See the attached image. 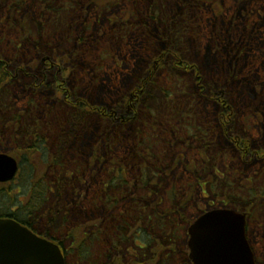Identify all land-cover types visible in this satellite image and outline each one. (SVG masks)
<instances>
[{
    "label": "rangeland",
    "instance_id": "1",
    "mask_svg": "<svg viewBox=\"0 0 264 264\" xmlns=\"http://www.w3.org/2000/svg\"><path fill=\"white\" fill-rule=\"evenodd\" d=\"M26 3L22 4L24 8L26 6V10L23 11L19 7L18 0H0V59L2 64L9 66L6 87L12 86L11 99L14 100V112L27 114L26 109L28 108L31 112L33 104L47 109L56 99L65 100L67 104L69 101L76 106L82 104L88 109L90 106L97 108L99 111L90 110L95 115L87 129L81 135H75V145L72 150L74 153L85 154V150H88L90 145L94 146L95 139L102 132L100 115L110 123H115L116 126L120 123L129 124L128 128L136 130L138 141L141 140L144 132L151 130L155 140V153L165 152L166 160L172 162V172L165 180L160 179L163 184L159 182L154 186L156 192L151 193L153 201L145 204L154 212L149 214L144 224L149 222L154 228V224L158 223L160 217L156 215L154 208L155 202L160 203L161 200L163 202L160 203L159 208L166 213H168L166 209L172 205L170 217L176 222L173 221L170 233L172 239L175 233L180 239L176 238L175 242L172 240L175 249L172 247L163 253L159 251L153 258V251L145 253L142 264L153 262V264H179L180 256L188 254L187 225L197 218L200 211L207 210L210 204L218 205L223 194L229 204L240 203L246 196V185H248V191L252 193L256 187L258 192H260V186L264 188V143L263 148H256L253 145L254 141L263 140L264 142V83L256 84L258 77L255 72L250 73L247 79L240 81L239 87H236V81H234L228 91L224 89L232 95L229 97L227 94L224 107H230L228 100L232 101L241 119L239 121L237 117V120L250 125V136L245 137L240 134L242 136L240 138L247 140V144L252 142V150L248 152L247 158L242 149L231 140V143H227V139L221 138L214 144L213 134H211L210 141L213 143L207 153L211 157L210 162L214 172L204 174L203 170L199 171L202 158L207 155L202 152V150L205 151V147L202 146L204 144L199 141V138L195 139L194 133L191 134L192 137H188L186 125H189L191 130L192 125L187 124L185 116L181 114L178 116L172 111L177 106L184 107L185 110L194 108L193 111L199 112L196 117L200 121L203 120L202 122L207 121L205 127L208 126V122L221 123V117L226 116L227 111H222L224 115H220L219 104L211 97H207L213 94L216 97V93L209 95L208 92L200 91L201 89L203 92L206 82L217 80L219 74L211 69L215 65H210L211 68L199 67L200 64L192 58L195 57L194 54H197V51L194 52L195 49L198 50L209 43L211 35L214 34L217 37L222 34L225 29L223 17L235 12L236 0H203L197 6L194 3L186 4L185 0H118L111 1L109 6L108 2L105 5L96 6L93 0H67L65 1L68 5V11L65 10L67 16H64L65 11L62 12L65 24L62 23V26L49 24L44 36H42L43 33L41 34L40 20L48 23L50 19L46 20L41 11L43 3L36 1L37 4L33 5L32 2V7ZM105 6L107 7L104 9ZM186 7L188 14L184 22L180 13L182 8L185 10ZM80 8L84 9L90 18L83 15ZM156 13L157 18L156 15L154 16ZM122 16L127 18L126 25L129 24V27L120 23ZM106 18L111 20L109 24ZM22 21L24 24L27 21L25 30L21 27ZM87 21L92 32L88 30L89 34L77 36L75 33ZM183 22L185 26L180 40L182 44L171 61L167 51L170 48L166 49V44H169L172 37V25L177 28ZM243 22L244 19L235 20L231 25L234 27ZM98 28H103V36H96ZM144 28H147L146 35L143 33ZM165 30H169V33H164ZM46 36L51 39L47 41L50 47L44 41ZM234 58H236L235 55ZM28 66L33 67L32 75L29 73ZM224 76L226 82L227 71ZM198 78H200L201 86L197 85ZM104 84L106 88H103ZM29 89L31 93L28 92ZM187 94L189 95L186 96ZM193 96L196 98L192 101ZM119 103H123L124 107L131 104L134 107L133 112L128 113L124 108L116 107ZM35 111L38 115L42 114V110ZM151 125L156 129L154 130ZM18 126L19 124L16 127ZM7 128V130L4 129L3 135H0V153L14 152L13 154L19 159L21 152L13 146L10 139L11 136L13 139L14 128L10 124ZM99 146L103 154L108 153L101 141ZM133 147L135 146L126 140L124 145L117 147V152L130 163L133 159V168L129 171V175L136 176L141 171L139 163L142 158L134 156ZM41 155L42 152L39 151L36 155L38 159L35 161L39 173L43 166ZM67 155L71 158L70 154L67 153ZM80 161L84 163L83 159ZM196 167L195 176L203 177L204 182L196 184L194 186L196 194L189 197L187 184L196 180L192 175L194 171L190 170ZM167 169L171 170L168 167ZM215 171L220 176L219 180L215 179L213 182L211 179V183L207 182L213 177ZM234 178H238L236 180L238 183L233 181ZM248 179L252 181L249 182ZM218 181L221 185L219 187H217ZM223 181L226 182L221 184ZM227 181H230L231 185H227ZM130 185L133 196L137 193L147 198L148 189L137 183V180L133 182L131 179ZM212 185L216 186V189H211ZM19 187L20 184L14 183L8 186L6 188L8 190L2 191V200L7 201L11 192L15 195V192L20 190ZM3 196L7 198L3 199ZM128 202L129 200L125 201L124 205L126 206ZM1 209L4 214L10 213L6 205H2ZM20 216L22 217V214ZM83 218L72 214L69 226L72 227ZM263 221L264 208L256 211L251 220L250 230L258 249V259L264 264ZM58 225L61 226L62 222ZM136 242L142 245L140 241ZM136 242L133 241V245H130L135 247ZM167 244L171 247L169 243ZM158 248L159 243L154 242L152 249ZM132 250L137 252V248Z\"/></svg>",
    "mask_w": 264,
    "mask_h": 264
},
{
    "label": "trees",
    "instance_id": "2",
    "mask_svg": "<svg viewBox=\"0 0 264 264\" xmlns=\"http://www.w3.org/2000/svg\"><path fill=\"white\" fill-rule=\"evenodd\" d=\"M36 1L33 0V5ZM111 1L118 0H93L96 5L101 6ZM201 1L203 0H185L186 4L194 3L195 6ZM187 14V7L185 10L182 8L180 15L184 22ZM155 15L157 18V13ZM232 18H234L233 21L244 19V22L239 24L238 28H233V25L229 26V23L226 22L221 35L217 37L214 34L211 35L208 44L194 50V52L197 51V54H194L195 57L193 56L192 60L200 64L199 67H207L212 65V63L209 64L210 61L213 63L217 61L219 44L224 45L222 62L220 60L215 64L222 74L227 71L228 80L207 84L209 93H212L214 88L222 83L223 89L228 91L234 81H243L250 73L254 72L258 77L256 84L264 83V0H237L235 12L229 20ZM106 20L107 24L111 22L109 18ZM229 20L226 19V21ZM127 22V18L122 16L120 23L129 27V24L126 25ZM184 22L177 28L172 25V37L169 44H166V49L170 48L167 51L171 61L176 55V50L180 49L182 44L180 40L183 35ZM102 30L103 28H98L96 36H103ZM168 31L165 30L164 33L168 34ZM146 32L147 28H144V35ZM81 35L83 36L82 33ZM44 41L48 40L44 39ZM8 68L9 66L2 64L0 59V133H3L4 129L7 130V126L10 124L20 135L17 136L16 147L21 152L19 161L25 170L27 167L31 171L37 169L35 161L38 158L36 155L39 151L42 152L40 157L41 162L45 165V172L42 177L38 172L33 184V199L28 203L29 208L32 203L33 213L40 212V217L36 222L39 226L37 228L39 234L57 242L63 248L67 264H142L141 260L145 258V253H152V251L163 253L172 248V240L175 242L176 238L180 239L176 233L175 236L173 233L174 238L172 239L170 233L173 221L176 222L174 219L172 221L170 217L172 205L166 209L168 211L166 213L159 208L163 201L155 202L154 210L160 217L158 223L154 224V228L149 222L144 224V220L154 212L149 206H145L153 201L151 196L156 192L154 186L161 183V180H165L172 172V162L166 160L165 152L155 153L156 146L152 131L144 132L141 140L138 141L136 140L138 137L136 130L128 128L129 124L120 123L116 126L115 123H110L100 115L102 132L95 139L94 146L90 145L88 150L84 149L85 154L74 153L72 150L75 145V135H81L87 129L89 122L94 120L93 115L95 114L90 110H99L93 106L88 109L82 104L76 106L69 101L67 104L65 100L56 99L47 109L39 108L40 105L33 104L31 112L27 108V114H16L13 107L14 100L11 99L12 86L6 87ZM197 81L200 82V78ZM103 88H106L105 84ZM195 98L193 96L192 101ZM116 107L124 108V105L119 103ZM35 110H42V114L38 115ZM172 111L178 116L181 114L186 117V122L192 125V130L189 125L186 127L203 141L204 145L202 146L205 147V151H203L207 153L211 141L204 137L203 133L208 134L206 136L213 133L210 125L205 127L206 125L196 117L199 112L192 111L191 108L185 110L184 107L177 106ZM17 124H19L18 127H16ZM151 127L156 129L153 125ZM126 140L135 146L133 147L134 156L142 158L139 163L141 171L136 176L129 175V171H132L133 168V159L130 160V163L117 152V147L124 145ZM100 141L108 153H102L101 146H99ZM67 153L71 158L66 156ZM154 158L156 159L154 160ZM80 159H83L84 163ZM135 160L138 162L137 159ZM127 167L130 168L127 169ZM167 167L171 170H168ZM201 170L204 174L214 172L210 160L201 162L199 171ZM190 171L195 172L192 175L196 179L193 183L190 181L187 184L189 197H193L196 194L194 186L204 181H202L203 177L195 176L197 167ZM212 176L207 182L219 180L217 172ZM131 179L133 182L137 180V183L148 189L147 198H144L143 194L138 195L137 193L133 196ZM234 180L236 181L238 178H234ZM218 183L217 187L221 186ZM227 185L231 184L227 183ZM95 186L97 187L95 188ZM213 188L216 189V186L212 185ZM128 200L129 202L125 206V201ZM5 203H7L6 200ZM8 207L9 205H6L7 209ZM27 210L28 208H23L24 216L28 215ZM1 212L3 211L0 210ZM144 213L146 214L144 215ZM72 214L75 217L84 218L78 220L71 227L69 219ZM177 216L180 219L179 215ZM26 217L27 219H20L16 216L19 221L27 222L28 216ZM60 222H62L61 226L58 225ZM133 241L142 243L140 248L136 245L137 253L132 250L135 248L132 246ZM154 242L159 243L158 249H152ZM167 243L171 247H168ZM173 249L175 248L173 247ZM179 264H192L188 254L180 256Z\"/></svg>",
    "mask_w": 264,
    "mask_h": 264
},
{
    "label": "water",
    "instance_id": "3",
    "mask_svg": "<svg viewBox=\"0 0 264 264\" xmlns=\"http://www.w3.org/2000/svg\"><path fill=\"white\" fill-rule=\"evenodd\" d=\"M132 108L127 106V112ZM17 171V160L0 154V181L13 179ZM245 225L246 216L233 210L215 209L202 214L189 229L193 262L256 264ZM0 264H66V261L55 242L34 234L13 219H0Z\"/></svg>",
    "mask_w": 264,
    "mask_h": 264
},
{
    "label": "flooded vegetation",
    "instance_id": "4",
    "mask_svg": "<svg viewBox=\"0 0 264 264\" xmlns=\"http://www.w3.org/2000/svg\"><path fill=\"white\" fill-rule=\"evenodd\" d=\"M22 2H23V0L20 1V3H22ZM20 8L23 11L26 10L22 6ZM45 13H48V11L45 12ZM52 14H53V12H52ZM43 15H44V13H43ZM232 15L223 17L224 18V22H225L224 26H225L226 22H228V21H226V19H230L232 17ZM233 19L234 18H232L228 22L229 26L232 23ZM238 27H239V24H236V25H234L233 28H238ZM219 47H220V49L217 51V54H218L217 61H218V63L223 57L224 45L220 43ZM217 61L215 63H217ZM221 62H222V60H221ZM215 63L212 62V65H215L213 68H211L210 65H208V66L212 69V71L214 73L217 72L219 74L217 80L213 81V82L220 83L222 80L224 81V74H222V72H219V69L216 68V64ZM209 64H211V61L209 62ZM50 65H52V64L50 63ZM28 68H29L30 75H32V73H33V69L32 68L33 67L28 66ZM209 83L210 82H206V84L203 86V92L200 89L201 93H204V91L209 93V89L207 87V84H209ZM197 85L201 86V83L197 82ZM239 86H240V82L236 81V87H239ZM28 92L31 93V90L29 89ZM212 93H216V97H214V94H213V96L210 95L211 93H209L210 96H207V97L208 98L211 97L212 100L216 101L219 104V114L220 115L221 114L224 115V113H222V111H224V110L227 111L226 116H224V117L222 116L221 117V123H219L220 126H219L218 123L216 124V122H214V123L213 122H208L209 123L208 127L210 125V127L212 129V132H213L212 133L213 134L212 138L215 141L214 144L216 143V140L218 142V140L221 139V138L227 139V143H231L230 142V140H231L232 142L236 143V145L240 149H242L244 156H246V158H247V155H249L248 152L252 150V142L247 144L246 143L247 140L241 139L240 137H242V136H240V134L244 135L245 137L247 135L250 136V134H249V132H250V127L249 126L250 125L246 124L244 121L239 122V121H241V119H239L238 113H237V108H236V106L234 105V103L232 101L228 100V102L230 103V107H228V108L224 107V103L226 102L225 99H227V94H229V97H232V95H231V93L225 92V90L223 89V83L222 84H218L217 88L215 87L214 90L212 91ZM237 117H238L239 121L237 120ZM232 119H233V121H232ZM214 120L216 121L215 118H214ZM203 123H204V125H207V121H205ZM12 128H14V127H12ZM0 135H3V134L0 133ZM203 135H204V137H206V135H208V134H204L203 133ZM17 136L18 135L15 132V128H14L13 139H12V136L10 137L11 143L13 144L14 147H16ZM209 136L211 137V135H209ZM248 138L250 139V141H252L250 137H248ZM195 139H197L196 135H195ZM263 143H264L263 140L254 141L253 145L256 148H263V146H262ZM225 144H226V141H225ZM11 153H14V152H11ZM204 157H206V158H203V160H207L208 161V160L211 159V157L209 155H205ZM43 166H41L42 170L40 171L41 177L44 175V172H45V167H43ZM38 172L39 171L36 168H35L34 171L29 170L28 167H27V170H25L24 166L19 161V170H18L16 176L14 177V179H12L10 181H7V182L6 181L5 182L4 181L0 182V192H1L0 193V206H1L0 210H2L1 209L2 205H9L8 209L10 211V214L9 213L4 214L3 212H1L0 213V218H14V219H17L16 218V216H17L20 219H27L26 216H28V221L27 222H25V221H20V222L25 224L26 226H28L31 230H33L37 234H39V232L37 230V228H39V226H38V224L36 222H38L37 219L40 217V212L39 213H33V209H32V206H31L32 203H30L31 205L29 204L30 208L28 207V203L32 202V199H33V193H32L33 184H34V182L36 180ZM219 178H220V176H219ZM248 180H249V182L252 181V179L251 180L248 179ZM239 181H240V179H239ZM225 182L226 181H223V183H221V184H224ZM12 183H14L16 185L20 184L19 189L21 191L17 190L15 192V195L10 191L11 192L10 197L7 200V203H5L2 200V194H3L2 191L3 190H8L6 188L8 186H10ZM227 183L230 184L231 182L227 181ZM218 184H220V182ZM259 189H260V192H258V187H256L254 189V193H252V192H250V190L248 191V185H246L245 186L246 196H244L242 198V201L240 203H236L235 205H233V207H235L236 210H238V211L244 213L245 215H247L248 219H247V224L245 225V235H246V238L248 239L250 247H251V249H252V251H253V253L255 255V258L257 260V264H263V262H261V260L258 259V254H257L258 249H257V246L255 244L254 237L251 234V230H250L251 220L254 217L256 211L262 210L264 208V188H262V186H260ZM261 190H262V192H261ZM259 193H260V195H259ZM3 199H5V196H3ZM223 202H224V205H230L227 199H224ZM23 208H28V210H27V214L28 215L24 216ZM44 211H42V212L44 213ZM20 214H22V217L20 216ZM191 223L192 222L190 221L189 222V226L191 225ZM262 227H264V221L262 222ZM140 247H142V246H140ZM143 249H144V247H143ZM156 254L157 253L153 251L152 258Z\"/></svg>",
    "mask_w": 264,
    "mask_h": 264
}]
</instances>
